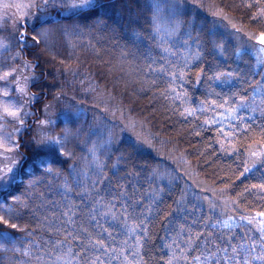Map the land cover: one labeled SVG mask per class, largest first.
Masks as SVG:
<instances>
[{"label": "snow or ice", "instance_id": "6c2138e0", "mask_svg": "<svg viewBox=\"0 0 264 264\" xmlns=\"http://www.w3.org/2000/svg\"><path fill=\"white\" fill-rule=\"evenodd\" d=\"M112 3L0 0V253H11L4 261L264 264V0L213 4L203 15V0H128L130 35L115 63L103 61L128 77L126 87L139 85L137 95L161 102L154 113L191 122L197 137L214 131L206 147L236 158L219 192L202 195L209 189L194 181L200 193L192 199L187 184L173 198L175 170L147 164L145 150L158 152V138L143 121L101 126L97 117L86 131L88 109L59 106L81 52L101 57L91 37L109 27ZM79 83L86 94L98 91L87 75ZM95 100L109 110L102 95ZM172 159L187 163L183 154ZM232 176L253 181L235 198Z\"/></svg>", "mask_w": 264, "mask_h": 264}, {"label": "trees", "instance_id": "16d2710c", "mask_svg": "<svg viewBox=\"0 0 264 264\" xmlns=\"http://www.w3.org/2000/svg\"><path fill=\"white\" fill-rule=\"evenodd\" d=\"M233 2L235 0H203L205 8L201 10V14H206L210 5L220 4L222 6L224 3L232 4ZM127 3L128 0H113L106 16L109 27L94 31L91 37L92 43L102 50L101 57L97 59L93 52H84V56L81 57L83 63L80 65L79 74L76 77L68 75L63 78V81H66L64 90L67 95L59 106H62V102L72 101L81 103L83 107L88 109L87 120L84 124L86 131L89 125H93L96 122L97 117L101 122V126L116 124L122 127L130 118L138 122L143 121L145 123V132H151L158 138L155 142L156 148L159 149L158 152L145 150L144 159L147 164L150 167L158 166L162 172L175 170V177L177 173L179 175H183L182 172L185 173L186 171L193 173L191 178L183 175L185 179L182 178L181 180L182 176L180 177V184H176L173 187V198L180 194V190L186 184L194 188V192L200 193V188L194 185V181L202 182V187H207L209 191L201 194L211 197L213 191L219 192L225 186V183H228L227 170L229 168L235 169L236 158L225 157L218 151L214 152L213 149L206 147L208 143L213 142L214 131L205 132L202 136L197 137L190 131L192 128L191 122L184 123L175 117L171 120H166L160 116L159 112L154 113V109L159 108L161 102H151V92L146 95H137L136 91L139 85L129 84L126 87L124 80L128 79V77L119 71L109 73L108 65L103 63V61L116 62L120 52V45L125 44L130 35ZM132 11L136 12L135 6H132ZM227 14L234 16L237 20L240 19L239 12L229 11ZM209 19H211V16H209ZM113 28L116 29L115 36H112L111 33ZM110 36H112L111 39L109 38ZM88 39L89 37L87 36L83 37L84 43H87ZM62 54L66 56L67 51ZM85 75L95 81L98 86L97 92L86 94L82 89L79 81L84 79ZM109 93L112 94V99H109ZM98 95H102L108 102L107 107L109 110L107 112L103 111L105 104H96L95 97ZM196 95L199 96V92ZM73 97L76 98L74 101ZM113 106L124 109L123 117H121V113L118 110L113 114ZM139 130V127H137V131ZM123 135L129 137L131 132L126 131ZM160 141L165 143L161 144ZM173 148H175V151H172ZM214 148L218 149V145H214ZM201 153L206 154L201 155ZM78 154H80L79 151ZM182 154L185 156L187 163L172 159V157H179ZM188 165L191 167H188ZM236 175L238 176L239 173L237 172ZM252 182L243 180V178L237 180L236 176H232L233 188L230 192L232 198H235L236 193L241 192L246 184ZM189 198L192 199L191 193H189ZM249 199H252V197H249ZM193 202H195L194 199ZM168 203H171V201L169 200ZM243 207L244 205L242 204L241 208ZM160 234L162 235L163 233ZM5 255L10 256L11 253H0V264H6L3 259Z\"/></svg>", "mask_w": 264, "mask_h": 264}, {"label": "rangeland", "instance_id": "374dc122", "mask_svg": "<svg viewBox=\"0 0 264 264\" xmlns=\"http://www.w3.org/2000/svg\"><path fill=\"white\" fill-rule=\"evenodd\" d=\"M78 51H79V50H78ZM83 54H84V52H81V57L84 56ZM63 104H64V103L62 102L61 105L63 106ZM62 106H61V107H62ZM179 169H180V168H179ZM180 170H181V169H180ZM184 170H185V169H184ZM181 171H182V170H181ZM179 173H181V172H179ZM188 173H189V175H185V173L182 172L183 175H185V176L191 178V176L193 175V173L190 172V171H189ZM174 175H175V174H174ZM178 175H179V174L177 173V175H176V184H180L179 181H180V177H181V176H182V177H181V180H182V178L185 179V176H183V175H179V176H178ZM187 179H188V178H187ZM176 184H175V185H176ZM175 185H174V186H175ZM189 190H190L189 193H191V197H192V193L194 192V188L190 187Z\"/></svg>", "mask_w": 264, "mask_h": 264}]
</instances>
